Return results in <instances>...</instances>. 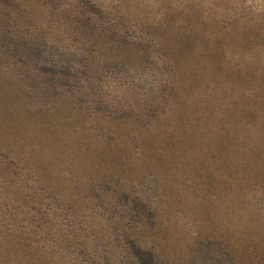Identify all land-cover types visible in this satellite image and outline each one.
I'll return each instance as SVG.
<instances>
[{
  "label": "rangeland",
  "instance_id": "1",
  "mask_svg": "<svg viewBox=\"0 0 264 264\" xmlns=\"http://www.w3.org/2000/svg\"><path fill=\"white\" fill-rule=\"evenodd\" d=\"M240 107L264 0H0V264H264V182L199 191Z\"/></svg>",
  "mask_w": 264,
  "mask_h": 264
},
{
  "label": "trees",
  "instance_id": "2",
  "mask_svg": "<svg viewBox=\"0 0 264 264\" xmlns=\"http://www.w3.org/2000/svg\"><path fill=\"white\" fill-rule=\"evenodd\" d=\"M239 109L230 128V172L212 178L211 182L200 188L202 195L218 186L229 190L230 196L241 195V190L251 181L264 182V112L257 116L251 109L248 111H242L243 107ZM260 109L264 111V108ZM256 135L262 138L253 139L252 137ZM156 147L159 148L158 145ZM247 150L251 151V154H246Z\"/></svg>",
  "mask_w": 264,
  "mask_h": 264
}]
</instances>
